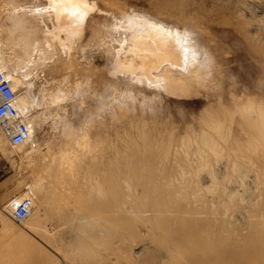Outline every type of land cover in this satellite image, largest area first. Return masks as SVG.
I'll return each instance as SVG.
<instances>
[{"label": "rangeland", "instance_id": "obj_1", "mask_svg": "<svg viewBox=\"0 0 264 264\" xmlns=\"http://www.w3.org/2000/svg\"><path fill=\"white\" fill-rule=\"evenodd\" d=\"M51 1L0 0V62L21 81L18 97H25L34 105L29 119L34 122L35 144L11 148L0 133V264H155L159 260L151 234L141 226L131 225L136 235L124 236L120 241L116 234L123 231L119 228L113 230L110 239L97 228L86 241L85 259L78 256L79 245L72 240L69 242L64 236L62 242L53 240L60 211L68 208L80 213L88 205L76 199L82 189L67 187V177L60 170L49 173L40 154L48 158L61 147L77 148L76 142H82L84 136L92 146L85 151L96 150L101 160L114 158V152L126 149L131 137L135 140L141 135L158 141L157 146L167 150L168 159L183 158L187 151V160H198L194 154L199 147L198 132L209 134L215 141L203 148L205 157L201 161L209 162L210 167L196 176L203 185L208 184V173L219 176L207 199L216 203L222 188L230 193L225 219L234 239L252 234L253 225H264V163L257 161L264 155V140L255 149L246 150L247 138L241 131L244 114L264 117V0H86L91 10L85 23L74 27L79 35L70 43L64 41L65 33L57 30ZM118 11L122 12L120 19ZM123 12H144L180 27L189 26L178 27L181 33L194 36V31H198V37L203 39L199 47L209 57L205 58L207 63L200 78L190 81L186 96L162 92L151 100L159 88L150 83H146L148 88L141 82L136 84L124 71L115 73V62L122 55L116 54L118 33L112 32L116 20L123 21ZM110 34H116V42ZM234 96L238 98L235 101ZM219 100L224 111L213 124L203 112L212 106L221 109ZM234 105L240 106L235 109ZM235 145L241 149H235ZM31 148L40 152L32 157L37 162L34 168L25 158ZM36 174L58 191L41 207L42 212L28 221L31 227L26 228L25 224L14 223L4 210L9 209L13 197L29 190ZM229 243L232 246L233 240ZM247 251L256 253L255 245ZM227 253L231 259L233 254ZM259 261L255 256L246 264Z\"/></svg>", "mask_w": 264, "mask_h": 264}, {"label": "bare ground", "instance_id": "obj_2", "mask_svg": "<svg viewBox=\"0 0 264 264\" xmlns=\"http://www.w3.org/2000/svg\"><path fill=\"white\" fill-rule=\"evenodd\" d=\"M51 2L54 18L57 21V30L65 33L66 40L64 41H75L74 37H78L79 34L75 32L74 27H80L85 23L88 12L91 10H89L88 3L86 0H52ZM39 11L40 9L36 12ZM119 12H117V17L120 19L122 15L119 16ZM126 14L128 13L124 14L123 21L116 20L117 23L111 17L113 23H116L114 24L116 28L113 29L115 32L112 33H118V40L115 36L117 33L110 35H113V41L116 39L117 42L116 40L115 42L118 43L116 54L118 56L122 55L121 58L117 57L115 62V73L125 72L124 74H127L131 81L141 82L142 86L146 83L155 85L159 89L155 90L156 96H152L151 100L162 92L173 96H186L189 93L190 81L193 82L198 80V77L200 78L201 71L205 67L204 63H207L205 58L208 55L205 56L206 52L203 50V54L202 48L199 47L202 38L200 39L201 36L198 37V31H194V36L181 33L178 27L187 28L189 26L184 27L185 25H182L180 27L176 22L166 21L144 12ZM112 24L110 23V25ZM57 30L55 29L54 32ZM109 32L106 31V33ZM110 35L108 37L111 39L112 36ZM197 40L199 45H197ZM108 42H112V40ZM62 44L60 42V45ZM109 44L107 45L110 46ZM105 49L107 50V48ZM209 59L207 61H210ZM3 63L0 62V65ZM0 70L9 77L12 88L18 93L20 87H22L21 81L6 65L0 66ZM128 78L127 80H129ZM127 84L128 82L125 85ZM149 86L152 89V86ZM125 87L127 89V86ZM241 95L240 97H243ZM207 97L209 98V96ZM235 98L237 97H232L234 101L238 99ZM246 98L248 99V97ZM99 100L101 101V99ZM146 101L141 103L143 104ZM16 105L22 115L25 112L30 115L31 109L34 107L29 100L21 96L17 97ZM220 105L221 109H212V106V108L210 107L203 112L204 116L213 120L212 123L216 117L220 118V112L224 111L222 110L224 108L223 103ZM238 106H235V109ZM149 107L151 108V106ZM246 107H251V104ZM101 108L104 110L103 107ZM29 115L26 120L34 130V122L29 119ZM243 116L241 123H243L244 131L242 128L241 131L247 138L245 139L247 146H244V149H255L256 145L264 140L262 134L264 117L260 116L258 118L259 116L256 114H244ZM198 133L199 147H196L194 152L198 160H193V157L187 160L185 158L188 154L187 151L186 154H183V158L168 159L167 150L160 148V145L157 146L158 141L153 142L150 137L145 135L137 136L135 140L131 137L129 143L125 146L126 149L116 150L114 158H107V160H101L96 150L91 153L85 151V149H92L90 143H87V141L89 142L88 137L85 136L82 137V142L79 140L76 142L77 148L61 147L56 154H52L48 158L40 154L41 162L49 173L60 170L59 172L67 177V187L82 189V192L79 191L76 194V199L85 201L88 205L83 207L84 209L80 213L73 212L68 208L62 209L60 211L61 219L54 228L57 232H55L53 240L56 241L57 239L62 242L64 236L65 239L70 240L69 242L77 243L79 245L78 256L83 255L85 259L86 241L92 238L97 228L105 233L108 239L111 236L113 237V230L119 228L123 231L116 234L120 241L124 236L134 237L136 235L131 227V225H134L136 228L140 226L146 228L151 234L150 241L153 242L160 256L155 264H230V262L232 264H246L252 261L255 256L260 259L259 264H264V225H253L251 226V228H254L252 234L234 239L229 229H227L228 222L225 219L227 211L226 198L230 193L222 188L216 203H211L207 199V193L210 192L211 185L218 182L219 176L216 177V173L213 172L208 173V177L206 176L208 179L207 185L200 183V178L197 177L200 170L210 167L209 162H202L201 159L205 157L203 148L215 139L209 134ZM33 137L34 131L29 142L30 147L35 145ZM245 141L242 140V143L244 144ZM19 147L17 149H20ZM235 149L240 150V145H237ZM55 150L57 151V148ZM38 151L31 148L30 153L28 152L29 154L25 157L28 165L33 168L37 165V162L32 157L40 153ZM99 151L101 152V150ZM257 161L261 164L264 163V155L258 157ZM226 168V166L224 169L222 168L224 175ZM28 189L24 195L22 194L16 198L18 200L27 197L31 201L28 217L20 223L25 224L26 228L31 227L28 221L33 216L40 214L42 212L41 207H45L46 203L58 191L57 187L45 184L37 174ZM4 211L7 213L9 209ZM60 229L64 230L59 231ZM231 240H233L232 246L229 243ZM252 244L255 245L256 253H248L247 251ZM227 252L233 254L231 259L227 258L229 257Z\"/></svg>", "mask_w": 264, "mask_h": 264}, {"label": "built area", "instance_id": "obj_3", "mask_svg": "<svg viewBox=\"0 0 264 264\" xmlns=\"http://www.w3.org/2000/svg\"><path fill=\"white\" fill-rule=\"evenodd\" d=\"M18 93L11 86V81L0 70V133L11 147L26 146L33 135V128L26 120L29 113L21 114L17 109ZM31 201L27 197L16 200L13 197L9 202V218L20 224L28 217Z\"/></svg>", "mask_w": 264, "mask_h": 264}]
</instances>
